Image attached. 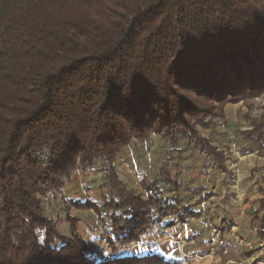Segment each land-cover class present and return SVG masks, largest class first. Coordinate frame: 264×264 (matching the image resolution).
<instances>
[{"label": "trees", "instance_id": "16d2710c", "mask_svg": "<svg viewBox=\"0 0 264 264\" xmlns=\"http://www.w3.org/2000/svg\"><path fill=\"white\" fill-rule=\"evenodd\" d=\"M263 90L264 0H0V264H171L120 254L154 211L187 204L159 179H141L146 199L128 189L117 155L151 130L186 132L223 165L197 124L219 114L215 104ZM99 161L113 193L76 206L110 212L111 254L101 262L79 218L65 217V235L42 200ZM254 220L264 238V213Z\"/></svg>", "mask_w": 264, "mask_h": 264}, {"label": "rangeland", "instance_id": "374dc122", "mask_svg": "<svg viewBox=\"0 0 264 264\" xmlns=\"http://www.w3.org/2000/svg\"><path fill=\"white\" fill-rule=\"evenodd\" d=\"M215 105L219 114L206 117L203 123L197 124V129L222 154L223 165L218 156L199 147L193 148L186 132H181L179 139H173L151 130L144 137L134 136L117 155L114 165L119 178L143 199L147 198L146 189L141 185L143 177L159 179L169 198L180 197L184 203L196 199L190 201L194 209L185 204L186 208L166 219L154 211L156 221L151 223L150 229L139 240L130 241L121 248L120 254H135L137 248L145 246L147 254H159L171 264H203L212 245L214 253L228 258L235 254L244 258L252 255L247 244L241 241L246 239L245 233L235 231L236 224L228 226L227 223L233 221L246 226L245 222L248 224L256 212L249 215L250 209L240 203L250 201L252 196L257 200L264 195V129H254L263 122L264 90L258 96ZM101 164L99 161L98 169H74L61 190L42 196L45 212L62 218L59 230L63 234H70L71 229L65 217L69 214L79 218L78 234L87 244L92 238L99 242L97 246L92 245V249L89 246V255L94 254L91 258L98 262L111 254L109 236L113 233L107 215L110 212L100 217L95 210L80 209L76 203L88 200L100 203L104 195L113 193L104 177L105 171L100 169ZM176 182L181 184L179 192L175 191ZM224 214L228 215L227 223L218 220ZM172 219L180 222V227L171 228ZM219 225L222 227L220 235L226 240L231 237L228 227L229 232L235 234L234 250L229 248L227 254L215 243L219 236L213 228ZM253 230L257 237L263 238L256 226ZM212 237L215 240H211ZM246 242L256 245L258 241L248 236ZM244 261L236 260L232 264ZM248 263H251L250 258Z\"/></svg>", "mask_w": 264, "mask_h": 264}, {"label": "crops", "instance_id": "0c3cea01", "mask_svg": "<svg viewBox=\"0 0 264 264\" xmlns=\"http://www.w3.org/2000/svg\"><path fill=\"white\" fill-rule=\"evenodd\" d=\"M263 198H264V195H262V196L260 195L259 198L256 200L252 196L249 199L250 201L240 203L241 205H244V206L248 207V209H250V211H247L248 213L250 212L249 215L251 214V212H253V213L256 212L254 214V216H253V219L250 220L248 224L245 222L246 226H241L240 224L234 223L233 221H231L230 224H228L226 222V217H228L227 214L220 215L219 219L218 218L217 219L222 221V222H226L228 226H230L232 224H236L237 230H235V231H238V233H245L246 239H248V236H249V239H251L253 237L252 236L253 233H251V232L255 228V220H254L255 216L258 215L259 217H262V215L264 213V211L260 207V200L263 199ZM193 200H196V199H190L187 203H185V204L189 205L190 209H191V207L194 206L190 202V201H193ZM203 202H206V201L204 200ZM193 209H194V207H193ZM228 211H230V210H228ZM241 216L244 217V215H241ZM169 217H171V215H165V216H163V219H166V218H169ZM172 220H174V219H172ZM170 227L171 228L180 227V222H177L176 220H174V222L170 224ZM227 230H228V234L229 235L231 234V237L229 239H227V242L229 244V248L234 250L233 239H235V236H234L235 234L229 232V227L227 228ZM92 239H93V241L92 240L88 241V245L91 247V249L93 248V246H97L99 244V242L94 240V238H92ZM262 239L264 240V238H262ZM158 240L160 241V239H158ZM211 240H215V237H212ZM235 247H237V246H235ZM145 248H146L145 246L137 248L138 252L136 251L135 254L139 255V256L146 255L148 252H146L144 250ZM213 250H214V247L212 245H210L209 251L207 253L208 255L205 257V260H204L205 262H203V264H232V262H235L236 260L237 261H244L245 260L244 262H242V264L243 263L244 264H250V263H248L249 258H250L249 256L244 258V257H241L240 254H235V256L233 258H231V257L228 258V257H226V256H224L222 254L214 253ZM209 252H211V253H209ZM262 258L264 259L263 256H262Z\"/></svg>", "mask_w": 264, "mask_h": 264}, {"label": "built area", "instance_id": "2783aa9c", "mask_svg": "<svg viewBox=\"0 0 264 264\" xmlns=\"http://www.w3.org/2000/svg\"><path fill=\"white\" fill-rule=\"evenodd\" d=\"M221 231H222V227L220 225L215 226L213 228V232H215L219 236L218 239L215 241V243H216V246L219 247L224 254H227L229 252V244H228L227 240L223 236L220 235ZM252 233H253V236L258 241L256 245L249 243V242H246V239L243 240V238L241 239V241L243 243L247 244V246L250 248V251L252 252V255L250 256V259H251L250 264H255V263L256 264H264V259L262 258V256L264 257V240L260 239V237L256 236L257 235L256 230H253ZM259 239H260V241H259ZM255 252H257V254ZM255 255H257V256L255 257ZM91 256L94 257V254H92ZM238 264H242V263L240 262Z\"/></svg>", "mask_w": 264, "mask_h": 264}]
</instances>
